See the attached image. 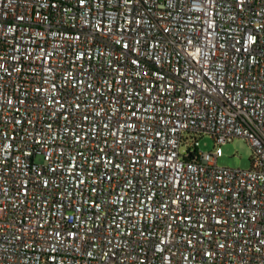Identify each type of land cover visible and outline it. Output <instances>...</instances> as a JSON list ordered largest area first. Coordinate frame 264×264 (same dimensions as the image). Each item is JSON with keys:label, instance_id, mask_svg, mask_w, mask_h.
Returning <instances> with one entry per match:
<instances>
[{"label": "built area", "instance_id": "built-area-1", "mask_svg": "<svg viewBox=\"0 0 264 264\" xmlns=\"http://www.w3.org/2000/svg\"><path fill=\"white\" fill-rule=\"evenodd\" d=\"M0 264H264V0H0Z\"/></svg>", "mask_w": 264, "mask_h": 264}, {"label": "rangeland", "instance_id": "rangeland-1", "mask_svg": "<svg viewBox=\"0 0 264 264\" xmlns=\"http://www.w3.org/2000/svg\"><path fill=\"white\" fill-rule=\"evenodd\" d=\"M200 149L204 152L215 150L214 140L209 136L199 138ZM182 149H185L183 147ZM222 156L218 159L219 167L249 170L253 163V149L249 143L243 138H236L233 141L222 146ZM41 162V158L36 159Z\"/></svg>", "mask_w": 264, "mask_h": 264}]
</instances>
